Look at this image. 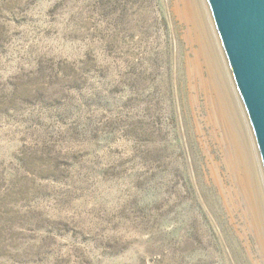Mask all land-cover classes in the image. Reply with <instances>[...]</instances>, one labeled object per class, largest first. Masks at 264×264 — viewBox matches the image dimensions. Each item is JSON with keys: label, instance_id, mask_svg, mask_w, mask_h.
<instances>
[{"label": "rangeland", "instance_id": "374dc122", "mask_svg": "<svg viewBox=\"0 0 264 264\" xmlns=\"http://www.w3.org/2000/svg\"><path fill=\"white\" fill-rule=\"evenodd\" d=\"M186 28L172 0H0V264H243Z\"/></svg>", "mask_w": 264, "mask_h": 264}, {"label": "bare ground", "instance_id": "6f19581e", "mask_svg": "<svg viewBox=\"0 0 264 264\" xmlns=\"http://www.w3.org/2000/svg\"><path fill=\"white\" fill-rule=\"evenodd\" d=\"M199 2L172 0L177 19L187 27L188 89L202 173L215 188L233 242L244 241L243 264H264V163L207 0Z\"/></svg>", "mask_w": 264, "mask_h": 264}, {"label": "water", "instance_id": "95a60500", "mask_svg": "<svg viewBox=\"0 0 264 264\" xmlns=\"http://www.w3.org/2000/svg\"><path fill=\"white\" fill-rule=\"evenodd\" d=\"M264 163V0H207Z\"/></svg>", "mask_w": 264, "mask_h": 264}]
</instances>
